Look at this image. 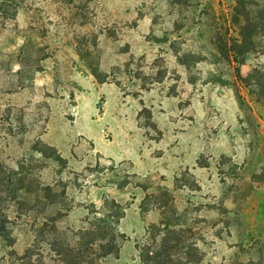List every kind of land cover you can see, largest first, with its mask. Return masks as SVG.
Returning a JSON list of instances; mask_svg holds the SVG:
<instances>
[{
  "label": "rangeland",
  "instance_id": "1",
  "mask_svg": "<svg viewBox=\"0 0 264 264\" xmlns=\"http://www.w3.org/2000/svg\"><path fill=\"white\" fill-rule=\"evenodd\" d=\"M16 1L0 264H264V0H243L247 83L222 51L234 0Z\"/></svg>",
  "mask_w": 264,
  "mask_h": 264
},
{
  "label": "trees",
  "instance_id": "2",
  "mask_svg": "<svg viewBox=\"0 0 264 264\" xmlns=\"http://www.w3.org/2000/svg\"><path fill=\"white\" fill-rule=\"evenodd\" d=\"M22 6L16 0H0V25L14 20L18 10ZM244 4L243 0H234V4L231 5L227 10H221L219 15V29L222 32V45L223 52L227 61L232 62L236 65L235 67V76L242 82L247 83L239 70V66L244 63V47L245 42L248 37V33L256 25L255 20L251 18V9ZM238 35H231L236 33ZM1 166V165H0ZM1 169V167H0ZM4 175V174H3ZM17 180L22 181L24 178L18 174ZM11 176L7 177L10 178ZM4 176H2V171L0 170V200L3 196L2 186H4ZM20 189H16L18 191ZM16 191H14L16 195ZM4 217L0 214V240L4 246H12L14 244V239L10 231L4 226ZM110 222L109 216L103 218L101 223L108 224ZM111 223V222H110ZM101 237H96L94 243L100 244L101 247H107V254L112 253L115 247L114 240L115 236H111L110 243L107 242L106 245L103 244L106 242V238L109 236L107 233H100ZM95 235V234H94ZM30 259V256L27 254L24 255L21 260ZM157 257L155 258V260Z\"/></svg>",
  "mask_w": 264,
  "mask_h": 264
}]
</instances>
